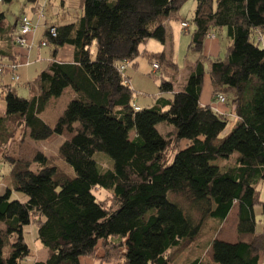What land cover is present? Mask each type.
<instances>
[{"label": "trees", "instance_id": "1", "mask_svg": "<svg viewBox=\"0 0 264 264\" xmlns=\"http://www.w3.org/2000/svg\"><path fill=\"white\" fill-rule=\"evenodd\" d=\"M42 1L41 9L50 2ZM185 1L81 0L76 23L53 24L55 38L46 28L42 42L51 47V58L27 85L29 99L1 80L12 74L11 81H19L12 68L20 64V53L14 40L18 20L8 24L0 12V162L9 166L13 185L0 194V264H21L31 256L23 233L31 221L47 251L44 261L33 264H81L82 258L172 264L196 242L205 221L222 224L234 209L237 242L212 240V262L264 264V225L257 229L254 212L258 207L264 217L258 192L264 182V47L256 40L264 32V0H194L188 50L201 53L204 40L226 28V55L207 68L198 60L179 89L161 79L153 106L134 103L125 75L142 45L166 44V24L177 19ZM64 46L74 49L72 65L55 61ZM144 55L159 70L176 69L165 52ZM125 62L130 64L120 72ZM206 74L215 101L222 91L233 93L229 109L237 123L223 140L227 116L199 103ZM68 87L74 97L50 126L40 113ZM159 125L172 130L163 135ZM25 135L33 143L62 137L58 157L75 177L56 180V168L26 144ZM16 150L17 156L6 153ZM97 153L110 158L111 169L100 170ZM95 189L110 194V207L96 199ZM181 264L206 263L194 255Z\"/></svg>", "mask_w": 264, "mask_h": 264}, {"label": "rangeland", "instance_id": "2", "mask_svg": "<svg viewBox=\"0 0 264 264\" xmlns=\"http://www.w3.org/2000/svg\"><path fill=\"white\" fill-rule=\"evenodd\" d=\"M35 3L36 2H32L30 0H11L10 3L0 2V12L4 13L6 22L8 24L14 25L15 22L21 17H30L32 15L31 9L33 6H35ZM46 4L47 2L43 7L44 9L39 8V10L35 12V15L37 13L43 12L46 19L48 18V22L61 24L76 23L78 18L82 15V10L80 7L81 0H50L47 6ZM194 9L195 1L186 0L177 13V19L171 20L166 24V44L169 43L170 48L167 47L169 50H167V54L165 52V55L167 56L168 61L176 65V69L162 66L159 71L157 70L154 72L151 67L153 64H156V62L152 61L153 63L151 64V62L146 58H142L138 61V67H133L130 65L126 69V74L129 77L130 88L135 94L134 103L139 107L147 108L154 105L155 99L160 95L159 86L161 79L173 83L175 88H178L185 82L189 68L194 66L198 60H202L204 66L207 68L210 60L217 58L223 59L225 57L227 47L229 45V40L226 36V28L216 30L213 32V35H210V37L206 38L204 40L203 50L201 53L188 50L191 34L193 32V26L190 23ZM180 22L188 23L189 28L182 30V27H180ZM44 31L45 30L41 26L37 27L34 34L31 35L34 36L35 39L31 41V36L29 37V47L18 48V52L20 53V64L16 66V71L14 73L19 76V81L17 83H13L11 81L12 74H6L1 79L3 83L12 85L16 89L19 97L25 99H29L30 97L27 85L31 83L36 78L38 73H40L46 67L49 59L51 58V47L42 48L40 46L41 42L44 40ZM14 33L16 37L19 36L20 31L18 26L14 27ZM256 40L260 47H264V32H257ZM159 46L163 45L159 44ZM94 50L95 49L93 47V53ZM73 51L74 49L70 46L62 47L59 50L55 61L58 63L60 62L72 65L74 63ZM164 51L165 48L161 47L160 52L164 53ZM201 56H203V58H200ZM220 94L227 98L226 104H220L213 99V87L208 74H206L204 76L199 103L202 104H200L201 106H203V104H210L212 107H216L220 113H223L227 116V128L219 137V140H223L236 126L237 118L235 115L230 113L229 109V103L233 93L222 91ZM73 97L74 91L71 87H68L57 100H52L48 106L43 109V111L40 113V118H42V120H44L48 125H54L59 115L63 112ZM2 107L3 104L1 103L0 108ZM157 129L163 135L170 133L172 130L171 128L165 127L163 125L157 126ZM19 133L21 132L19 131ZM18 139L19 136L18 138H15L14 142H18ZM24 141L26 144L28 143L30 146H34L40 150L48 159V165L56 168V180L59 178L72 179L75 177L72 168L58 157V148L63 141L62 137L53 136L48 140L33 143L28 141L25 135ZM184 144L185 143L183 142L181 147H184ZM10 151H7L6 153L12 156H17V150L15 152L13 151L12 153ZM93 158L97 162L100 170L104 171L112 168V161L105 154L97 153ZM234 159L235 158H232L230 163H233ZM223 164L225 163L219 161V165ZM38 168V165H33L31 170L37 171ZM11 182L12 178L9 174V166L0 162V194L5 192L6 186L3 187V184L7 185V187L10 189L13 187ZM258 192L259 201L264 203V182L259 184ZM93 194L95 195L96 199L98 201H102L106 207H110L112 205V198L106 191L95 189ZM16 195L23 202L26 200L22 195L15 194V196ZM173 200L180 203L184 209L188 207L187 203L181 197H174ZM254 212L257 222V229H261L264 225V217L260 214V209L258 207L254 209ZM194 216L198 217L196 213ZM236 225V209L231 212L227 220L222 224L218 225L210 220L205 221L201 229V235L196 240V242L192 245L185 246L181 251H179L175 255L172 264H181L185 258H188L189 256L193 257L194 255L201 256L202 260L206 264H214L210 256L211 241L214 239L233 241L237 238ZM23 233L25 242L31 250V256L23 260L21 264H33L35 261H44L47 257V251L43 245L36 240L37 224L34 221H31L28 226L24 227ZM7 252L8 247L5 248V253ZM81 260L86 261V258H82Z\"/></svg>", "mask_w": 264, "mask_h": 264}, {"label": "built area", "instance_id": "3", "mask_svg": "<svg viewBox=\"0 0 264 264\" xmlns=\"http://www.w3.org/2000/svg\"><path fill=\"white\" fill-rule=\"evenodd\" d=\"M35 17L37 18L38 21H44L46 20L45 14L43 12L41 13H37L35 15ZM181 27L183 29L188 28V24L186 23H181ZM18 28H19V36L16 37L15 36V43L17 44V46H19L20 48H26L29 47V37L34 34L35 29H36V25L32 22L31 19H29L26 16L21 17L20 19H18ZM49 36L51 38H55L56 37V29L53 27H49L47 29ZM214 38V37H212ZM41 47H46V43L42 42L41 43ZM129 65V62H125L123 63L119 70L120 72H123L125 70V67ZM152 69L154 72H156L157 70H159V66L157 64H153L152 65ZM12 70L16 71V67H13ZM15 80H17V77L14 78ZM217 100L220 104H223L225 102L224 97L221 95L217 96Z\"/></svg>", "mask_w": 264, "mask_h": 264}, {"label": "crops", "instance_id": "4", "mask_svg": "<svg viewBox=\"0 0 264 264\" xmlns=\"http://www.w3.org/2000/svg\"><path fill=\"white\" fill-rule=\"evenodd\" d=\"M43 3V1L42 0H39L37 3H35V6H33L32 7V15L30 16V17H28L29 19H31L32 20V22L36 25V29H37V27H39V26H41L45 31H46V27H49V26H52L53 24H61V23H55V22H48V18L45 20V21H38L37 20V18L35 17V12L37 11V10H39V8L40 7H38V6H40V4H42ZM48 5V4H47ZM46 5V6H47ZM33 17V18H32ZM181 23H184V22H180V27H181ZM186 23V22H185ZM188 24V23H187ZM46 25V26H45ZM35 29V30H36ZM182 30H185V29H183L182 28ZM45 31H44V33H45ZM34 36H31V41H33L34 39H35V37L33 38ZM160 44V43H159ZM159 44H158V42H156V41H153V40H150V41H148L147 43H145L144 45H142L140 48H139V52H140V55L137 57V59L134 61L135 63H136V66L135 67H138V61L140 60V59H145L146 57H145V55H144V53H147V54H158V53H161L160 51H161V47L162 48H165V51L164 52H166V54H167V50H169V49H167V47H169L170 48V44L169 43H167V44H165V45H163V46H159ZM160 45H162V44H160ZM40 46H41V44H40ZM43 48V47H42ZM44 48H47V47H44ZM58 53H59V51H58ZM73 56H74V51H73ZM129 67V66H128ZM127 67V68H128ZM126 68V69H127ZM151 69H152V67H151ZM127 71V70H126ZM126 71H125V75L127 76V74H126ZM128 77V76H127ZM129 78V77H128ZM129 86H130V84H129ZM201 104V103H200ZM202 105V104H201ZM210 105V104H209ZM209 105H204L203 104V106H209ZM211 106V105H210ZM214 106V105H213ZM212 107V106H211ZM212 109H214L215 111H218V112H220L216 107H212ZM3 187L5 186L4 184L2 185ZM231 214V213H230ZM229 214V215H230ZM258 230H260V229H258ZM219 240H222V241H225V242H228V243H236L237 242V238L236 239H234L233 241H230V240H225V239H219ZM81 264H98L97 262H92V261H90V260H88V259H86V261H83V260H81Z\"/></svg>", "mask_w": 264, "mask_h": 264}]
</instances>
